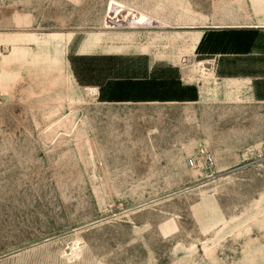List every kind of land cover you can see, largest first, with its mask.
I'll return each mask as SVG.
<instances>
[{"label":"rangeland","instance_id":"1","mask_svg":"<svg viewBox=\"0 0 264 264\" xmlns=\"http://www.w3.org/2000/svg\"><path fill=\"white\" fill-rule=\"evenodd\" d=\"M258 22L264 0H0V264H264Z\"/></svg>","mask_w":264,"mask_h":264},{"label":"built area","instance_id":"2","mask_svg":"<svg viewBox=\"0 0 264 264\" xmlns=\"http://www.w3.org/2000/svg\"><path fill=\"white\" fill-rule=\"evenodd\" d=\"M188 165L199 168L213 175L217 166L215 154L205 145H200L196 152L188 159Z\"/></svg>","mask_w":264,"mask_h":264},{"label":"bare ground","instance_id":"3","mask_svg":"<svg viewBox=\"0 0 264 264\" xmlns=\"http://www.w3.org/2000/svg\"><path fill=\"white\" fill-rule=\"evenodd\" d=\"M149 18H146L143 14H139L138 13V16L135 17V23L138 24V23H146V21H148Z\"/></svg>","mask_w":264,"mask_h":264},{"label":"crops","instance_id":"4","mask_svg":"<svg viewBox=\"0 0 264 264\" xmlns=\"http://www.w3.org/2000/svg\"><path fill=\"white\" fill-rule=\"evenodd\" d=\"M260 24H264V22H258ZM228 79H232V77H228ZM257 99H264V97H260L258 96ZM198 101L194 102V103H197Z\"/></svg>","mask_w":264,"mask_h":264}]
</instances>
